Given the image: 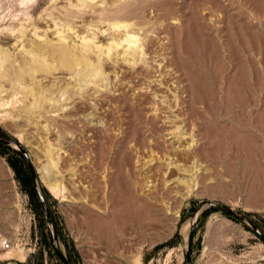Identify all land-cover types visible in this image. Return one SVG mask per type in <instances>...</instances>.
I'll return each instance as SVG.
<instances>
[{"label":"rangeland","instance_id":"1","mask_svg":"<svg viewBox=\"0 0 264 264\" xmlns=\"http://www.w3.org/2000/svg\"><path fill=\"white\" fill-rule=\"evenodd\" d=\"M0 49V138L51 217L0 146V264H64L52 234L71 264H264L209 205L264 232V0H0Z\"/></svg>","mask_w":264,"mask_h":264},{"label":"water","instance_id":"2","mask_svg":"<svg viewBox=\"0 0 264 264\" xmlns=\"http://www.w3.org/2000/svg\"><path fill=\"white\" fill-rule=\"evenodd\" d=\"M0 144H3V145H7V146H16L18 148V150L23 154L25 160H26V163H27V166L29 168V171H30V175H31V178H32V182L35 186V189L37 191V194H38V198L40 200V203L42 205V208L46 214V219L48 221H50L51 217H50V214H49V210H48V206H47V203L43 197V194L41 192V189H40V176H39V173L37 172V170L35 169L34 165H33V162L28 154V152L23 149V147L16 143V142H12L10 140H6V139H2L0 138ZM211 207H214V208H221L223 209L226 213H228L231 217L241 221V222H244L246 224H248L252 230L264 241V232H262L261 229H259V227L257 225H255L252 221H250L247 217L245 216H242L240 214H238L237 212H235L233 209H231L230 207L222 204V203H210L209 204ZM192 236H193V233L190 235L189 237V244L191 243V240H192ZM52 240H53V247L58 255V257L61 259V261L64 263V264H71L63 255V253L60 251L58 245H57V237L55 234H52ZM187 262L188 264H190V259H189V255H187Z\"/></svg>","mask_w":264,"mask_h":264},{"label":"bare ground","instance_id":"3","mask_svg":"<svg viewBox=\"0 0 264 264\" xmlns=\"http://www.w3.org/2000/svg\"><path fill=\"white\" fill-rule=\"evenodd\" d=\"M121 1V0H120ZM94 10V9H93ZM117 26H118V24H117ZM119 27H120V25H119ZM128 27V26H127ZM126 27V28H127ZM130 36V35H129ZM132 36H134V35H132ZM136 37V36H135ZM133 39V38H132ZM131 39V40H132ZM138 39V38H137ZM136 40V39H135ZM138 41V40H137ZM132 44H133V42H132ZM135 45V44H134ZM136 45H137V43H136ZM135 45V46H136ZM133 47V46H132ZM129 48H131V47H129ZM133 49H134V47H133ZM129 50V49H128ZM136 50V49H135ZM137 50H138V46H137ZM130 52V51H129ZM138 52V51H137ZM131 55H132V53H130ZM7 59H8V54H7V52H3L1 49H0V67L1 66H3L4 65V63L7 61ZM16 147V146H15ZM186 149V148H185ZM49 153H50V150H49ZM52 162V161H51ZM53 165V164H52ZM58 165V164H57ZM49 169V168H48ZM48 169L46 170V175L45 176H47V177H49V175H50V170L48 171ZM45 173V172H44ZM158 175V174H157ZM133 180V179H132ZM49 183V182H48ZM136 183H137V181H136ZM49 185V187L50 188H53L54 187V185H51V184H48ZM136 185V184H135ZM140 185V184H139ZM103 186H105L106 187V185H104L103 184ZM137 186V185H136ZM98 187V186H97ZM139 187V186H138ZM137 187V188H138ZM108 191V190H107ZM137 191V190H136ZM98 192V191H97ZM152 192H154V191H152ZM168 192V191H167ZM166 192V193H167ZM137 193V192H136ZM105 194V193H104ZM155 194H157V193H155ZM106 195V194H105ZM151 195L152 194H150V197H151ZM166 195V194H165ZM147 196H149V195H147ZM168 196H170V195H168ZM175 196V195H174ZM177 196H178V194H177ZM167 197V196H166ZM180 197V196H179ZM139 199H140V197H138ZM172 198H173V196H172ZM103 199H104V196H103ZM107 199V198H106ZM106 199H104V200H106ZM149 199V198H148ZM150 199H152V198H150ZM175 199V198H174ZM99 200V199H98ZM97 201V200H96ZM158 201H160V200H158ZM102 202V201H101ZM100 202V203H101ZM107 202V201H106ZM137 203V202H136ZM155 203H157V202H155ZM104 204H106V203H104ZM93 205H95V204H93ZM97 205V204H96ZM95 205V206H96ZM99 205V204H98ZM109 205V204H108ZM141 206V205H140ZM99 207V206H98ZM150 207V206H149ZM93 209H94V207H93ZM143 209V208H142ZM100 210V209H99ZM106 211V210H105ZM98 212V211H97ZM100 213V212H99ZM101 214V213H100ZM102 215H103V211H102ZM151 215V214H150ZM148 216V215H147ZM90 218V217H89ZM92 218H93V221H95V222H97L101 227H102V225L104 226V224L106 225L107 224V222H109V219L110 218H108V219H106V218H104V217H101L100 215H94V216H92ZM114 218L116 219V218H118L117 216L115 217V215H114ZM114 218H113V220H114ZM133 219V218H132ZM113 220H110V222L112 221L113 222ZM109 222V223H110ZM115 222V221H114ZM120 223V222H119ZM98 227V226H97ZM102 230V229H101Z\"/></svg>","mask_w":264,"mask_h":264},{"label":"trees","instance_id":"4","mask_svg":"<svg viewBox=\"0 0 264 264\" xmlns=\"http://www.w3.org/2000/svg\"><path fill=\"white\" fill-rule=\"evenodd\" d=\"M0 136H3V137L6 136L5 133L1 130V128H0ZM0 146H4V145L0 144ZM15 152H16V154L21 156V154L19 152H17V151H15ZM20 180L25 185L26 190H27L28 194L30 195L31 199L33 200V202L36 203V209L38 208V210L41 211V203H40V200L38 198L37 191H36L35 186L32 182L31 175L29 174V172L27 170H25V175L20 176ZM217 210L224 211L221 208H217ZM208 213L209 212H205L203 214V217H206L208 215ZM43 227H45V224H43Z\"/></svg>","mask_w":264,"mask_h":264},{"label":"built area","instance_id":"5","mask_svg":"<svg viewBox=\"0 0 264 264\" xmlns=\"http://www.w3.org/2000/svg\"><path fill=\"white\" fill-rule=\"evenodd\" d=\"M3 247L5 248V249H10L11 248V243H9V241H5V242H3Z\"/></svg>","mask_w":264,"mask_h":264}]
</instances>
